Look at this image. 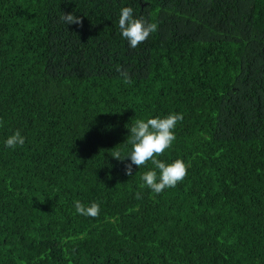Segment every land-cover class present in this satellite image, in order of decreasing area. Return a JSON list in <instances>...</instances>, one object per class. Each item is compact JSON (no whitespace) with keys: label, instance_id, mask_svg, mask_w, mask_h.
Returning a JSON list of instances; mask_svg holds the SVG:
<instances>
[{"label":"trees","instance_id":"obj_1","mask_svg":"<svg viewBox=\"0 0 264 264\" xmlns=\"http://www.w3.org/2000/svg\"><path fill=\"white\" fill-rule=\"evenodd\" d=\"M123 7L158 25L135 49ZM170 113L156 194L111 150ZM0 120V264H264V0H0Z\"/></svg>","mask_w":264,"mask_h":264},{"label":"clouds","instance_id":"obj_2","mask_svg":"<svg viewBox=\"0 0 264 264\" xmlns=\"http://www.w3.org/2000/svg\"><path fill=\"white\" fill-rule=\"evenodd\" d=\"M63 23L67 25L83 26V20L74 13H63L61 16ZM119 30L122 37L128 41L129 46L135 49L139 44L145 42L150 34L158 29L157 23H150L144 17H135L132 7H123L119 16ZM117 71L121 73L125 84L132 83L129 73L122 70L120 67ZM183 115L179 113H170L161 118L136 119L129 128L131 135L128 137L125 144L131 145V150L125 158H121V152L117 148L111 150V157L124 161L130 159L131 163L126 165V175H133V165L140 168L146 165L149 161L154 166L153 170L146 171L141 180V187H147L156 194L162 193L166 188H174L178 182L183 181L187 175L189 167L182 159H176L170 164H166L156 157L162 155L165 150L169 149L176 139L175 127L178 122L183 120ZM0 126H3V121L0 120ZM25 137L22 136L19 130L10 135L5 145L8 148L15 149L17 146H23ZM158 170V171H157ZM137 199L140 194L137 193ZM76 212L80 215L88 217H98L100 205L92 202L90 206H85L80 200L74 201Z\"/></svg>","mask_w":264,"mask_h":264}]
</instances>
